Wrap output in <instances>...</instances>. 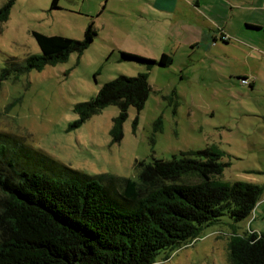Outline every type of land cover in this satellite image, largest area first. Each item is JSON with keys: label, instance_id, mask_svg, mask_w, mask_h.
Returning a JSON list of instances; mask_svg holds the SVG:
<instances>
[{"label": "rangeland", "instance_id": "obj_1", "mask_svg": "<svg viewBox=\"0 0 264 264\" xmlns=\"http://www.w3.org/2000/svg\"><path fill=\"white\" fill-rule=\"evenodd\" d=\"M7 1L0 0V7ZM52 2L14 0L9 19L0 24V77L12 70L0 81V132L59 162L58 171L64 165L90 176L135 180L139 162L212 148L229 163L218 180L264 187V65L256 62L258 54L248 59L250 50L214 40L192 46L195 17L187 16L183 25V15L166 16L153 0H59L58 9ZM91 23L98 35L82 55L73 53L42 71H17L29 56L41 54L34 31L81 40ZM122 52L149 59L166 53L174 62L149 69L123 59ZM140 74L148 75L150 97L142 111L129 109L121 141L111 133L117 106L73 127L80 118L76 105L93 99L109 81ZM243 78L254 81V88ZM234 231L264 233V193L248 219L235 223L225 216L169 259L161 254L156 264H231Z\"/></svg>", "mask_w": 264, "mask_h": 264}, {"label": "trees", "instance_id": "obj_2", "mask_svg": "<svg viewBox=\"0 0 264 264\" xmlns=\"http://www.w3.org/2000/svg\"><path fill=\"white\" fill-rule=\"evenodd\" d=\"M13 5L9 0L0 7V24L9 19ZM58 5L53 0L52 9ZM33 35L41 54L29 56L19 72L42 71L73 53L82 55L98 33L91 23L81 40ZM122 57L149 69L174 62L166 53L159 59L125 52ZM11 74L3 70L0 81ZM245 85L253 87L250 80ZM150 93L147 74L120 76L76 105L80 118L73 127L117 106L120 114L111 133L119 142L129 109L142 111ZM221 158L219 151L206 148L139 162L137 180L90 176L64 165L58 171L59 162L0 132V264H156L161 254L167 260L223 217L235 223L248 219L261 201L262 186L218 180L229 166ZM228 249L231 264H264V233L234 231Z\"/></svg>", "mask_w": 264, "mask_h": 264}, {"label": "crops", "instance_id": "obj_3", "mask_svg": "<svg viewBox=\"0 0 264 264\" xmlns=\"http://www.w3.org/2000/svg\"><path fill=\"white\" fill-rule=\"evenodd\" d=\"M153 6L166 16L179 12L182 24L187 16L195 17L198 36L192 46L221 41L223 46L250 50L248 59L254 51L258 65H264V0H153ZM250 82L253 89L255 82Z\"/></svg>", "mask_w": 264, "mask_h": 264}, {"label": "built area", "instance_id": "obj_4", "mask_svg": "<svg viewBox=\"0 0 264 264\" xmlns=\"http://www.w3.org/2000/svg\"><path fill=\"white\" fill-rule=\"evenodd\" d=\"M248 82H249L248 79H246V80H242V83H243V84H248Z\"/></svg>", "mask_w": 264, "mask_h": 264}, {"label": "flooded vegetation", "instance_id": "obj_5", "mask_svg": "<svg viewBox=\"0 0 264 264\" xmlns=\"http://www.w3.org/2000/svg\"><path fill=\"white\" fill-rule=\"evenodd\" d=\"M223 39H224V37H223Z\"/></svg>", "mask_w": 264, "mask_h": 264}]
</instances>
